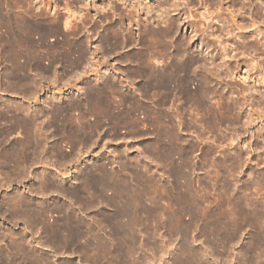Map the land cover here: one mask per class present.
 Returning a JSON list of instances; mask_svg holds the SVG:
<instances>
[{"label":"rangeland","instance_id":"rangeland-1","mask_svg":"<svg viewBox=\"0 0 264 264\" xmlns=\"http://www.w3.org/2000/svg\"><path fill=\"white\" fill-rule=\"evenodd\" d=\"M0 264H264V0H0Z\"/></svg>","mask_w":264,"mask_h":264},{"label":"bare ground","instance_id":"bare-ground-1","mask_svg":"<svg viewBox=\"0 0 264 264\" xmlns=\"http://www.w3.org/2000/svg\"><path fill=\"white\" fill-rule=\"evenodd\" d=\"M178 2H179V1H178ZM112 4H113V3H112ZM206 5H207V4H206ZM129 6H130V5H129ZM104 7H105V6H104ZM185 10H186V9H185ZM133 11H134V10H133ZM138 11H139V10H138ZM120 14H121V13H120ZM107 15H108V14H107ZM105 16H106V15H105ZM110 16H111V15H110ZM205 18H206V17H205ZM118 20H119V19H118ZM156 20H157V19H156ZM131 21H132V20H131ZM131 21H130V22H131ZM157 21H158V20H157ZM163 21H164V20H163ZM66 22H67V21H66ZM130 22H129V23H130ZM134 22H136V20H135ZM168 23H169V22H168ZM65 26H66V25H65ZM129 26H130V25H129ZM166 27H167V26H166ZM143 28H144V27H143ZM142 32H143V31H142ZM168 32H169V31H168ZM176 76H177V75H176ZM176 76H175V77H176ZM175 77H174V78H175ZM168 78H169V77H168ZM178 78H179V77H178ZM175 82H176V81H175ZM178 82H179V81H178ZM181 82H182V81H181ZM187 82H188V81H187ZM177 84H180V83H177Z\"/></svg>","mask_w":264,"mask_h":264}]
</instances>
